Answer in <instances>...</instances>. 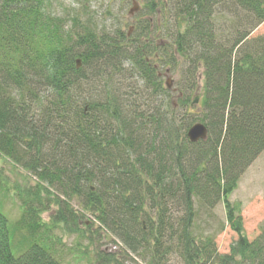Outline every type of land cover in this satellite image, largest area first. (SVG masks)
I'll return each instance as SVG.
<instances>
[{
  "label": "trees",
  "instance_id": "16d2710c",
  "mask_svg": "<svg viewBox=\"0 0 264 264\" xmlns=\"http://www.w3.org/2000/svg\"><path fill=\"white\" fill-rule=\"evenodd\" d=\"M53 1L0 0V156L33 180L15 221L0 211V264H60L52 228L90 239L94 221L120 244L97 264H264V223L249 239L228 199L264 149V0H144L127 31Z\"/></svg>",
  "mask_w": 264,
  "mask_h": 264
},
{
  "label": "rangeland",
  "instance_id": "374dc122",
  "mask_svg": "<svg viewBox=\"0 0 264 264\" xmlns=\"http://www.w3.org/2000/svg\"><path fill=\"white\" fill-rule=\"evenodd\" d=\"M139 8L132 14L128 9L132 6V0H54V7L58 14L69 15L80 14L84 20L88 17L101 29H114L122 25V29L127 31L132 27L134 22L140 17H149L148 15H138L139 10H144V0H136ZM151 16V15H150ZM264 35V21L259 24L250 36ZM164 79H168L171 88L177 79L175 73H165ZM175 101V98H173ZM198 109V108H197ZM200 122V121H195ZM32 178L21 168L13 166L4 157L0 156V211L6 215L11 223L15 221L21 213L20 200L16 193L17 185L31 186ZM229 202L238 204L240 214L243 218L245 235L252 239L261 229L264 223V149L253 160V162L241 174L236 188L230 193ZM55 211V206L51 205L50 209L41 212L44 222L51 224L50 217ZM215 216H207L206 211L200 216V223L206 227L207 223L210 229L216 231L221 223L225 221V213L222 202L216 204L213 209ZM206 213V214H205ZM95 235L87 239L78 233L69 232L66 225L58 224L52 228L51 237L57 239L54 244L56 256L60 264H97L96 252L98 250L111 251L119 250L120 244H114L106 236L105 230L97 226L94 221L92 224ZM218 231V230H217ZM237 235L228 225L225 224L223 230L215 235V241L219 252L223 253L229 250L230 245L236 239ZM133 255V254H132ZM135 263L128 260V264H145L134 255ZM127 264V263H126Z\"/></svg>",
  "mask_w": 264,
  "mask_h": 264
},
{
  "label": "water",
  "instance_id": "95a60500",
  "mask_svg": "<svg viewBox=\"0 0 264 264\" xmlns=\"http://www.w3.org/2000/svg\"><path fill=\"white\" fill-rule=\"evenodd\" d=\"M137 8H139L138 3L133 0L132 2V6L130 7V9H128V13L132 14L133 12H136V10H138ZM80 64V60L77 59L76 60V65L79 66ZM166 83V86L168 88L171 87L170 82L168 81V79H166V81H164ZM199 100V95H194L192 102H191V106H196L198 105V101ZM207 127L203 122H194V124H192L188 130H187V138L189 141L191 142H197L199 140H206L208 132H207Z\"/></svg>",
  "mask_w": 264,
  "mask_h": 264
},
{
  "label": "flooded vegetation",
  "instance_id": "af4514ba",
  "mask_svg": "<svg viewBox=\"0 0 264 264\" xmlns=\"http://www.w3.org/2000/svg\"><path fill=\"white\" fill-rule=\"evenodd\" d=\"M133 1V0H132Z\"/></svg>",
  "mask_w": 264,
  "mask_h": 264
}]
</instances>
